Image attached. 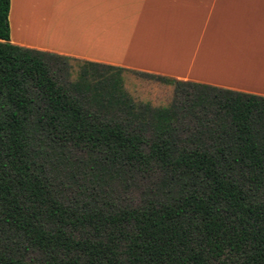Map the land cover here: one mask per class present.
Instances as JSON below:
<instances>
[{
	"label": "trees",
	"instance_id": "16d2710c",
	"mask_svg": "<svg viewBox=\"0 0 264 264\" xmlns=\"http://www.w3.org/2000/svg\"><path fill=\"white\" fill-rule=\"evenodd\" d=\"M9 6L0 264H264V96L140 72L182 98L137 103L130 69L11 43Z\"/></svg>",
	"mask_w": 264,
	"mask_h": 264
},
{
	"label": "crops",
	"instance_id": "0c3cea01",
	"mask_svg": "<svg viewBox=\"0 0 264 264\" xmlns=\"http://www.w3.org/2000/svg\"><path fill=\"white\" fill-rule=\"evenodd\" d=\"M8 22L21 47L264 96V0H10Z\"/></svg>",
	"mask_w": 264,
	"mask_h": 264
},
{
	"label": "rangeland",
	"instance_id": "374dc122",
	"mask_svg": "<svg viewBox=\"0 0 264 264\" xmlns=\"http://www.w3.org/2000/svg\"><path fill=\"white\" fill-rule=\"evenodd\" d=\"M56 65L51 62V65L55 67L62 68L58 74L60 75L61 79L66 80H75L77 76L80 74L81 68L83 67V63L80 61L70 60L66 63L62 60L59 62L55 61ZM100 71L98 74L110 76L118 71L108 69V68H98ZM120 77L123 83V88L129 94L131 98H133L137 103H150L153 107H161L165 106L176 99L180 100L182 98L181 95L174 96V90L170 92L165 87L166 84L160 82L159 80L146 76L138 71L134 70H124L120 72ZM95 80H100L99 77H95ZM173 86V85H171ZM190 94H195L196 91L193 89H189ZM188 120L185 121L187 123ZM132 193H137L135 188L131 189Z\"/></svg>",
	"mask_w": 264,
	"mask_h": 264
}]
</instances>
